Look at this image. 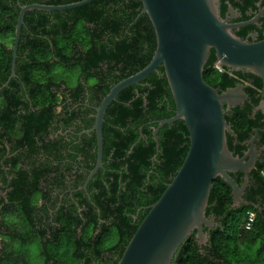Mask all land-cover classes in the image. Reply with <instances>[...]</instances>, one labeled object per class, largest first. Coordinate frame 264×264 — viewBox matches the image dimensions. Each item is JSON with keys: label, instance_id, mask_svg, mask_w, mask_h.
<instances>
[{"label": "trees", "instance_id": "obj_1", "mask_svg": "<svg viewBox=\"0 0 264 264\" xmlns=\"http://www.w3.org/2000/svg\"><path fill=\"white\" fill-rule=\"evenodd\" d=\"M16 0H0V119L10 126L13 119V108L20 104L21 99L33 104L36 112L29 114V120L24 119L22 125H27L36 132L44 134L52 120L60 115L58 107L65 97L60 87L65 86L68 96L76 99L87 88L97 106L107 95L112 86L141 71L150 62L155 50V35L152 25L146 15L138 19L142 6L138 0H96L84 7L63 12H29L24 17L21 28L17 58L15 61V76L6 88H2L10 76L12 59V44L14 26L18 11L11 8ZM36 3L60 6L76 3L82 0H34ZM13 3V4H12ZM11 4V5H10ZM81 22L82 25H81ZM79 28V31H78ZM76 37L73 39V37ZM7 40L9 46L2 41ZM58 38L66 42L61 48ZM68 54L65 55V51ZM45 54L51 60H44ZM213 51L204 67L203 80L212 87H230L238 83L226 73H220L214 68ZM40 57V59H38ZM56 65H61L71 72L79 68L75 89L66 81L57 83L49 78L45 85L34 83L32 72L42 69L49 72ZM237 76L246 80L240 73ZM246 76L252 77L247 74ZM89 80H95L89 85ZM71 88V89H70ZM254 93L251 89H246ZM22 92L20 96L18 93ZM66 92V91H65ZM100 94L99 96L97 95ZM174 102L167 85L163 68L153 73L139 85L123 90L116 101L111 103L104 115L102 125L104 162L108 161L109 173L104 182H97L93 188L97 207L103 213L104 219H112L110 229L102 231L97 236L96 245L100 251L104 249L106 237L115 233L117 245L123 242L119 250V258L135 233L145 214L140 215L137 223L131 224V207L154 204L163 194L166 185L171 182L181 167L188 151V132L183 122L164 125L159 130V163L151 169V157L156 152L152 140V129L156 122L170 119L174 116ZM27 115V114H26ZM22 115L20 117H25ZM44 118V121H43ZM227 123L237 136L239 142L248 139L255 124L246 111H237ZM152 128V129H151ZM140 134L142 138H140ZM139 142L133 147V145ZM227 145L234 155L241 153L233 146V139L227 138ZM132 149V153L128 151ZM152 170L154 173L148 174ZM122 173L118 175L119 172ZM264 162H258L249 174V184L243 200L249 203L237 209H231V189L221 179H216L210 191L206 216L213 217L216 226L209 230L207 245L198 247L194 233L184 242L176 253L171 264H264ZM45 173V171H44ZM101 171L98 173L100 174ZM149 175L150 180L146 179ZM121 178V181H120ZM232 180L240 185L243 180L241 173L231 175ZM130 180V183L126 180ZM36 187L34 185L33 189ZM256 206L257 208H254ZM127 208L128 210H125ZM251 211L255 219L249 231L243 229L246 214ZM134 212V211H133ZM119 223H118V222ZM66 223V222H64ZM116 223V224H115ZM67 227V224L65 225ZM65 232V238L74 243L73 235ZM57 239V243L63 238ZM89 231H83L82 242L91 241ZM257 240L262 243L251 255V247ZM248 242L249 248L241 253L240 245ZM59 248L60 245H57ZM74 247V244H73ZM116 251V245L112 246ZM78 260L87 258L82 249ZM9 254L2 264H9ZM116 264V263H115Z\"/></svg>", "mask_w": 264, "mask_h": 264}, {"label": "water", "instance_id": "obj_2", "mask_svg": "<svg viewBox=\"0 0 264 264\" xmlns=\"http://www.w3.org/2000/svg\"><path fill=\"white\" fill-rule=\"evenodd\" d=\"M95 1L21 8L15 26L10 76L3 88L15 77L16 50L26 13L63 12ZM138 1L142 9L136 19L141 15L148 17L155 35V50L146 67L112 86L95 109L94 124L89 132L96 135L97 163L88 180L102 165V124L107 108L123 90L139 85L162 67L175 110L170 119L156 122L152 135L155 137L164 125L181 121L188 132V151L161 197L148 207L117 264H171L193 233L199 248L207 245L209 235L204 229L216 226L215 219L206 216L216 179L230 187L231 209L249 204L243 196L260 153L254 146L256 136L249 141L250 150L241 157L234 155L228 148L227 138L235 139L236 135L225 119L230 108L246 101L244 87L238 85L219 93L204 82L203 71L213 51L217 67L256 77L264 90V41L246 43L237 38L232 33L233 27L220 17L219 0ZM261 109L264 113V105ZM237 173L243 176L240 185L231 178Z\"/></svg>", "mask_w": 264, "mask_h": 264}, {"label": "flooded vegetation", "instance_id": "obj_3", "mask_svg": "<svg viewBox=\"0 0 264 264\" xmlns=\"http://www.w3.org/2000/svg\"><path fill=\"white\" fill-rule=\"evenodd\" d=\"M31 5L45 4L36 3L34 0H16L11 8L15 6L14 9L19 14L21 8ZM219 14L222 20L233 27L232 33L242 42L264 41V0H219ZM224 70L223 73L238 83L236 86L243 85L247 98L243 104L230 108L226 112V116L231 119L236 110L246 111L255 124L247 140L239 142L237 136L235 139L232 138L233 146L242 156L251 149L249 141L256 136L254 146L257 151H260L258 162L263 163L264 113L261 108L264 105V90L262 83L256 77L246 76L247 73L241 72L246 77L244 80L236 73ZM228 73H231L232 76ZM236 86L215 89L222 93ZM72 88L75 89V87ZM248 88L254 93L248 92L246 90ZM60 90H62L60 97L61 99L65 97V101L60 103L58 107L60 115L52 120L45 134L44 124L39 133L31 128L28 129L27 125H22L24 119H30L29 114L36 112L33 104L24 99H21L18 106L11 109V116L16 120L13 119L10 126L0 119V216L14 213L19 209L28 229L18 232L10 225L0 221V236L8 237L13 242L19 241L21 245L30 243L39 237L44 264H66L65 261L57 259L56 255L49 251V248L50 246L57 248L56 244L59 245L57 239L61 235H63V239H66L63 231H67L73 235V244L76 250L84 249L85 253L89 252L86 254L87 258L80 260H78L79 252H72L71 264H117L120 260L119 250H122L123 242L117 245L115 238L113 243V234L106 237L104 249L100 251L98 257L96 245L92 246L97 242L96 238L99 233L107 232L113 226L112 219H104L103 213L97 207L95 197L97 189L93 188L97 179L103 183L109 173L108 161L104 162L103 136L102 165L88 180L97 163L96 135L95 132L89 131L94 124L95 109L99 105H96L97 102L93 100V96L91 97L87 88L76 99L68 96L69 91L65 90V86L62 85ZM18 94L21 96L22 92ZM97 95L100 94L97 93ZM22 115L26 116L20 117ZM160 138L159 131L155 137L152 135L156 152L151 157V169H154L159 163ZM133 147L128 151L129 154L132 153ZM100 171L101 173L98 174ZM120 172L115 173L121 175ZM147 173L154 172L148 170ZM146 179L150 180L149 175L146 176ZM126 182L130 183V180L128 179ZM35 184L36 187L33 189ZM133 206L130 209L132 214L130 215L126 211L125 215L127 218L131 216V224L135 225L139 216L145 214L151 205L136 206L134 203ZM125 210L128 209L125 208ZM86 230L91 232V241L83 243L82 235ZM204 232L209 235V230L204 229ZM113 245H116V251L112 249ZM10 246V244L0 241V264L6 259L7 253L10 259L9 264H28L23 254H13L9 251Z\"/></svg>", "mask_w": 264, "mask_h": 264}, {"label": "clouds", "instance_id": "obj_4", "mask_svg": "<svg viewBox=\"0 0 264 264\" xmlns=\"http://www.w3.org/2000/svg\"><path fill=\"white\" fill-rule=\"evenodd\" d=\"M83 22H81L82 25ZM79 31V28H78ZM76 37L74 36L73 39ZM59 45L61 48L65 47L66 42L60 38H58ZM8 44L7 40L2 41ZM68 54V51H65V55ZM40 59V57H38ZM44 60H51V57L47 54L43 57ZM80 70L79 68L73 69L71 72L65 70V68L61 65H56L52 68L51 71L45 72L42 69H36L32 72L31 79L34 83H38L39 85H45L49 78L54 79L57 83L60 81H66L69 87H74L76 85V78L79 76ZM96 83L95 80H89V85H94ZM2 107V104H0ZM264 176V172L261 173ZM0 221H3L4 224L10 225L14 230L18 232L27 231V225L23 218L22 213L19 209H17L14 213H8L3 216H0ZM91 232L89 231V235ZM0 241H3L5 244H10V248L8 249L13 254L21 253L24 255V259L28 261V264H44V257L41 255V244L40 238L36 237L30 243H26L21 245L19 241H10L8 237L0 236ZM112 242H115V233L113 232V239ZM262 241L257 240L255 245L251 247L250 252H247L248 255H251L258 249L261 245ZM59 248L55 246H50L49 251L56 255V258L62 261H65L66 264H71L72 259V252L74 251L73 244L69 239H61L59 242ZM249 248L248 242H244L240 245L241 253H245L246 250Z\"/></svg>", "mask_w": 264, "mask_h": 264}, {"label": "built area", "instance_id": "obj_5", "mask_svg": "<svg viewBox=\"0 0 264 264\" xmlns=\"http://www.w3.org/2000/svg\"><path fill=\"white\" fill-rule=\"evenodd\" d=\"M214 68L220 73H223L225 71L224 69L217 67V65H214ZM228 74L232 76L231 73H228ZM254 219H255V214L251 211H248L246 214V221L243 224V229L245 231H249L251 229Z\"/></svg>", "mask_w": 264, "mask_h": 264}, {"label": "rangeland", "instance_id": "obj_6", "mask_svg": "<svg viewBox=\"0 0 264 264\" xmlns=\"http://www.w3.org/2000/svg\"><path fill=\"white\" fill-rule=\"evenodd\" d=\"M10 38H7L6 40H9ZM74 261H76V260H74ZM73 262V261H72Z\"/></svg>", "mask_w": 264, "mask_h": 264}]
</instances>
